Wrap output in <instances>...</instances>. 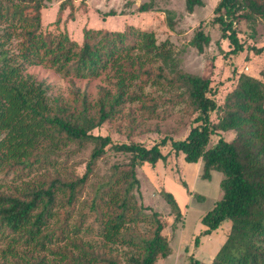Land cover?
<instances>
[{"label": "trees", "instance_id": "trees-1", "mask_svg": "<svg viewBox=\"0 0 264 264\" xmlns=\"http://www.w3.org/2000/svg\"><path fill=\"white\" fill-rule=\"evenodd\" d=\"M51 1L0 0V179L12 176L17 182L5 188L0 183V264H157L171 253L166 222L138 202L136 168L165 161L169 153L161 148L168 142L186 162H202V179L214 170L222 173V195L201 217L204 228L194 245L227 220L229 232L211 262L191 256L193 264H264V74L263 80L238 74L218 101L211 80L183 71L171 46L158 44L151 30L132 23L122 29L83 26L80 42L66 29L44 30L42 11ZM54 1L57 25L88 11V0ZM202 6L203 0H184L188 13ZM136 9L157 10L153 0ZM165 13L173 31L175 13ZM212 16L210 23L231 46L227 52L219 46L223 56H237L245 49L238 24L246 21L253 28L257 18L264 20V0H218ZM210 41L198 29L189 44L202 54ZM32 65L80 79L105 75L112 87H101L95 100L79 89L50 96L42 81L25 73ZM131 103L149 118L165 104H182L195 116L184 138L164 136L151 146L92 133L123 116L126 135H133L141 121L124 112ZM221 131H232L233 137L219 136L209 146ZM72 145L77 150L91 145L82 175L57 168V157ZM107 150L129 154V160L114 163L91 185L86 203L93 223L81 212L71 224L80 193ZM162 197L178 221L182 213L174 196L164 189ZM92 233L97 239L85 237Z\"/></svg>", "mask_w": 264, "mask_h": 264}, {"label": "rangeland", "instance_id": "rangeland-1", "mask_svg": "<svg viewBox=\"0 0 264 264\" xmlns=\"http://www.w3.org/2000/svg\"><path fill=\"white\" fill-rule=\"evenodd\" d=\"M149 0H88V11H79L75 19L55 24L57 2L52 0L42 11V25L44 30L57 32L66 29L71 38L81 41L83 26L95 28L106 27L109 29H122L125 23H132L139 28L154 32L158 44L166 41L180 60V68L195 75L211 80V85L217 90L218 101L223 99L224 94L233 87L238 74L246 73L263 80L264 74V20L257 18L253 28L246 21H241L239 27V40L244 45V51L237 56L224 57L223 51L227 52L231 46L227 39L220 38L217 27L212 26V9L218 0H203L204 6L195 8L193 13H188L184 7V0H153L156 11L147 13L137 11V6ZM174 11L175 28L170 30L165 23V11ZM114 10L115 16L103 17V12ZM120 12L127 14L120 15ZM202 29L210 35V43L205 47L202 54L190 46L189 41L195 31ZM219 41V44L217 43ZM220 46V48H219ZM233 61V64L231 62ZM235 66V72L233 67ZM25 73L31 74L38 81L47 86V95L66 96L69 91L79 89L85 92L91 100L97 98L101 87L110 88L111 83L105 75L94 79H80L66 77L52 69L41 65L28 66ZM235 80V81H234ZM137 103L127 104L124 112H133L137 119H140L141 126L136 128L133 135H126L125 118L118 117L110 123H104L92 130V133L108 135L115 143H142L151 146L162 137L170 139H181L186 136L192 119L195 114L190 113L182 104H165L159 108V114L154 117L140 116ZM125 116V115H124ZM213 118V117H212ZM120 127L121 131H118ZM219 136L229 140L233 137L232 131H221L213 134L210 138L211 146ZM162 152L169 153L165 161H159L154 166L144 163L136 168V174L140 181V189L136 193L139 203H142L158 211L166 227V235L171 247V253L157 261V264H193L191 256L204 263L211 262L214 254L224 242L230 227V221H224L216 230L209 235L201 236L198 246L194 245L195 237L204 228L201 217L209 211L215 202L221 197L222 190L220 180L222 173L212 171L210 179H202V162H186L182 154L176 155L170 149L168 142L161 148ZM91 151V145L77 150L72 145L68 151H64L57 157V168L66 170L77 175H82L85 164ZM129 160V154L107 150L106 154L98 159L95 172L80 193L78 205L74 212L71 224L79 213H87L86 203L92 194V184L97 180L106 177L114 163H125ZM186 183V187L181 183ZM3 188L13 182L12 176L0 179ZM166 190L174 196L182 213L181 218L176 221L169 205L162 197V191ZM189 189L191 193L186 190ZM194 194L202 195L199 200ZM87 223H93L92 216H87ZM143 228L144 226H140ZM86 238L97 239L92 233Z\"/></svg>", "mask_w": 264, "mask_h": 264}]
</instances>
